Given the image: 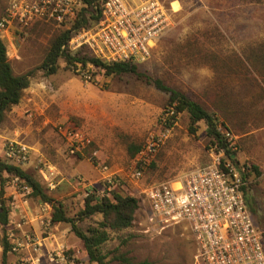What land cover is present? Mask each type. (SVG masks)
Returning a JSON list of instances; mask_svg holds the SVG:
<instances>
[{
    "label": "rangeland",
    "instance_id": "374dc122",
    "mask_svg": "<svg viewBox=\"0 0 264 264\" xmlns=\"http://www.w3.org/2000/svg\"><path fill=\"white\" fill-rule=\"evenodd\" d=\"M161 1L175 10L172 25L155 42L151 56L135 62L139 72L152 81L162 80L217 114L222 132L236 152L233 164L249 173L246 202L256 226L264 230V0ZM8 2L0 0V19ZM63 32L52 24L41 23L30 31L11 29L3 35L1 39L14 73L22 75L36 70L53 40ZM75 52L89 54L85 49ZM251 56L253 73L249 71ZM152 81L135 74L107 77L103 70L91 66L77 70L61 57L55 74L35 71L21 102L6 113L0 124V150L9 141L29 146L33 155L24 170L42 184L49 196L64 202L70 217L83 209L86 192L111 196L118 190L103 191L100 165L107 166L110 173L125 182L120 191L138 198L140 209L131 228L108 230L109 240L102 252L112 264H121L115 260L120 254L133 262L196 264L197 246L187 225L156 231L150 228L147 232L148 205L139 188L143 183L180 178L217 158L225 160V155L211 143L205 123L199 124L196 134L189 132L187 113L178 116L173 128H165L169 96L156 89ZM60 125L74 126L88 136L91 143L83 155L70 153L67 142L58 133ZM159 134H165L167 140L136 185L129 179L135 158L131 150ZM0 158L5 159L3 153ZM252 166L258 168L259 175ZM40 171L50 180L55 179V189L47 186ZM78 176L87 188L73 181ZM5 178L4 186L0 181V194L4 192L6 202H30L40 206L43 213L40 230L36 232L31 223L25 222L32 229L26 230L42 239L48 237L53 224H49V215L45 213L50 208L44 211L40 199L24 192L13 177L6 174ZM101 220L96 215L78 225L85 231ZM60 226L70 228L64 223ZM8 233L0 225V264L2 240L8 238ZM14 233L18 238L22 236L19 230ZM79 241L84 247L74 234L68 239L71 244ZM63 248L58 246L49 252ZM71 252L76 253L73 249ZM34 258L24 261L22 255L10 251L6 264H41L39 254ZM77 259L87 264L80 255Z\"/></svg>",
    "mask_w": 264,
    "mask_h": 264
},
{
    "label": "built area",
    "instance_id": "2783aa9c",
    "mask_svg": "<svg viewBox=\"0 0 264 264\" xmlns=\"http://www.w3.org/2000/svg\"><path fill=\"white\" fill-rule=\"evenodd\" d=\"M174 12L161 0L138 4L130 0H94L92 3L86 0H9L0 19V38L11 29L22 33L41 23L52 24L58 29L70 30L67 45L71 52L85 49L106 63H135L151 56L155 42L170 29ZM80 69L78 66L77 70ZM173 113L169 111L166 115L170 117ZM57 130L72 155L84 154L91 143L88 136L74 126L60 125ZM166 140L165 134H159L142 146L133 160L129 176L132 183H141ZM3 155L7 162L26 166L33 154L29 146L9 141ZM40 172L47 186L55 189V179L50 180ZM100 173L105 186L103 191L124 189L125 182L110 173L107 166L100 165ZM243 174L244 170L225 156V160L217 158L177 179L143 183L139 189L148 205L147 232L150 228L156 231L187 225L197 246L196 264H264V230L256 226L246 202L247 178ZM73 181L87 188L80 176ZM13 182L24 192L31 193L23 179L13 177ZM46 207L50 211L45 215H49V224H52L51 207L44 203V211ZM24 224L19 222L10 229L8 240L12 253L22 255L24 261L33 260L34 255L41 252L42 238L24 231ZM16 230H22L23 235L18 238ZM47 258L53 264H81L75 254L64 249L49 252Z\"/></svg>",
    "mask_w": 264,
    "mask_h": 264
},
{
    "label": "trees",
    "instance_id": "16d2710c",
    "mask_svg": "<svg viewBox=\"0 0 264 264\" xmlns=\"http://www.w3.org/2000/svg\"><path fill=\"white\" fill-rule=\"evenodd\" d=\"M86 1L92 3L94 0ZM79 25L80 22L76 27ZM69 35L70 30H64L63 33L53 40L42 64L36 70H43L47 75L55 74L58 70V60L64 57L69 66L77 69L78 66L80 68L91 66L103 70L107 77L135 74L148 81H152L149 76L139 72L138 65L134 62L106 63L90 55V53L88 55H81L82 53L71 52L69 48L66 49ZM249 65L252 68L249 71L253 73L255 68L254 58L252 56L249 58ZM36 70H30L25 74L16 75L8 59L6 45L0 38V124L4 121L6 113L13 106L21 102L24 91L30 87ZM152 83L156 89L169 96L166 114L169 111H174L172 116L165 118L163 123L165 128H173L178 116L182 113H187L189 132L196 134L199 124L201 122L205 123L207 127L206 133L211 139V143L217 148L218 152L223 153L232 162H235L233 156L236 152L230 148L226 135L221 129L222 123L219 121L216 113L208 111L202 104L191 99L183 92L166 85L162 80H153ZM141 148V146L133 147L131 150L132 155L136 157ZM81 155L83 154H76L79 157ZM23 167L0 158V181L2 186H4L6 174L11 177L23 179L31 189L33 197L40 199L43 203L51 205L53 210L51 222L53 224L64 223L70 225L71 232L82 241L89 262L95 264H112L111 261L107 260L108 256L102 252V246L109 240L108 230L122 231L131 228L136 221L137 213L140 209V200L133 195L122 194L120 189H118L119 191L112 192L111 196H99L96 193H91L86 196L83 209L75 217H70L67 214L64 202L49 196L42 184L27 173ZM252 169L254 173L259 175L257 167L252 166ZM248 176L249 173L244 175V177ZM3 196L4 192L2 191L0 194V225L4 227L9 223L10 205ZM96 215H100L102 220L97 222L95 226H89L84 231L78 225V223L84 222ZM2 248V260L3 264H6L8 252L12 248L7 237H4L2 240ZM69 251L71 252V250ZM115 260L121 264H154L147 260L133 262L123 254L115 256Z\"/></svg>",
    "mask_w": 264,
    "mask_h": 264
},
{
    "label": "crops",
    "instance_id": "0c3cea01",
    "mask_svg": "<svg viewBox=\"0 0 264 264\" xmlns=\"http://www.w3.org/2000/svg\"><path fill=\"white\" fill-rule=\"evenodd\" d=\"M133 2H140V1H144V0H130ZM8 54V52H7ZM31 86V85H30ZM1 154L3 153V150H0ZM39 204H44L43 202H39ZM10 205V214H9V222L12 220H17L15 222V224H11L8 223L9 226H4L8 229V231L10 229H13L16 224H18L19 220L23 219L26 223H31L33 226V229L38 232L40 230V226H41V218L43 217V214L40 212L39 207L37 206H32V204L30 202L26 203V202H9ZM51 206V205H50ZM52 208V207H51ZM51 215H52V211H51ZM20 220V221H21ZM24 224L23 225V230L27 231L26 228H28L29 230H32L29 224ZM53 224V223H52ZM62 223H59L58 225L53 224V227L51 228V233L48 237L43 238L42 239V248H41V252H40V259H41V264H53L51 263L48 259H47V253L53 249L56 248L58 246H62L64 247L63 249L66 250H74L76 253L75 255L79 258V255L81 257L82 260H85V262L87 264H92L89 262L87 253L84 249V247H81V243L80 241L77 242L76 244H71L68 243V239H72L73 237V233L71 232V228H65L60 226ZM12 225H15L12 227ZM3 227V226H1ZM3 227V228H4ZM12 227V228H11ZM23 231L21 230V235H23ZM38 235V234H37ZM40 237V235H38Z\"/></svg>",
    "mask_w": 264,
    "mask_h": 264
},
{
    "label": "water",
    "instance_id": "95a60500",
    "mask_svg": "<svg viewBox=\"0 0 264 264\" xmlns=\"http://www.w3.org/2000/svg\"><path fill=\"white\" fill-rule=\"evenodd\" d=\"M233 158H234V156H233Z\"/></svg>",
    "mask_w": 264,
    "mask_h": 264
}]
</instances>
